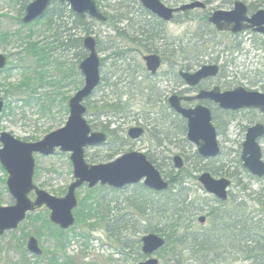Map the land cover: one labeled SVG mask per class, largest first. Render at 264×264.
<instances>
[{
    "label": "rangeland",
    "instance_id": "1",
    "mask_svg": "<svg viewBox=\"0 0 264 264\" xmlns=\"http://www.w3.org/2000/svg\"><path fill=\"white\" fill-rule=\"evenodd\" d=\"M24 1L0 0V55L7 59V67L0 74V99L4 100V110L0 114V134L8 132L21 141L34 143L65 127L70 112L69 100L84 85L83 76L80 74L78 77L75 73L76 69L79 71V65L83 60L79 61L77 59L76 54L78 52L74 48L70 51H63L57 44H54L55 30L48 27L47 18L43 17L38 23L24 24L22 19L30 2L26 0L24 4ZM133 1L135 0H97L101 12L108 16L115 14L117 11L126 12L125 10L127 9L122 8V3ZM162 1L167 6L174 8L183 4H174L168 0ZM198 1L203 2V0ZM187 2L189 3L190 1ZM254 2L257 3L256 0L245 1L248 5ZM24 5L25 8L23 7ZM51 8H54V15L62 14L64 16L63 20L70 24L69 27L72 26L76 15L68 4L54 2ZM231 8L232 6L221 8L219 2H216L209 6L205 14L192 13H197L194 16L195 20L191 18L182 20L181 16H179L177 20L166 25L169 41L181 42L180 44H184L186 49L194 45L196 50L195 54H186L188 62L182 60L181 57L179 59L176 57L168 58L167 61L169 62L164 63L159 72V78L153 82L148 79L144 71L145 62L143 56L146 55V52L142 50L138 53H132L130 57L134 59L132 64L138 70L136 78L131 85H129V82L125 85H119L118 79L120 75L112 77L111 73L120 70L122 66L120 60L116 61V67L111 65L113 60L109 59L106 62V66L102 68L101 73L102 76L105 74L108 76L109 83H117L115 95L112 93V89H108L104 85L93 95L90 101L95 104L104 97L107 100H114L120 97L122 102L127 105V109L124 111L123 116L117 118V122L114 121L110 125V130H119L120 134L117 137L114 136V139H110L112 141L109 144L86 148L85 157L88 164L97 165L110 162L108 160V156L111 154L110 150L114 148L116 143L121 142L122 138H127V132L131 127L136 125L146 127L147 118L153 116V112L150 113L149 106L146 103L147 95L149 94L148 89L153 83L154 85L156 84L157 92L162 94L163 102L169 96L166 81L170 70L174 69L177 73L182 66L187 63L190 64V61L194 60L197 55L203 56L200 57L198 63L194 66L192 65L193 71L206 64H217L222 68V74L217 78L206 81L205 86L210 88L219 86L223 91L244 87L247 90L264 93L263 35H256L247 31L236 38L226 34L219 35L216 38L207 37L209 44L206 47H202L196 40V34L203 32L202 26L205 25L203 22L205 23L206 14L208 15L220 9L230 10ZM262 8L264 9V7ZM129 16L134 18V14ZM87 21H92V23H89L90 35L100 42L99 56L101 60L110 56L112 59V56H114L113 52L119 53L133 49L128 41L117 37L110 26L97 20H90V18ZM79 35L82 38L87 36L83 31ZM181 40H183V43ZM34 44L37 45V49L46 50L51 56L49 62L42 65V67L41 65L38 66V57L29 51V47ZM171 49L174 48L171 47ZM175 62L177 63L176 65ZM27 78L29 85L25 83ZM23 84H25L24 87ZM206 105L210 107L213 116L217 117V122L221 125V129H218L214 119L219 145L222 150L218 158L198 164L195 160L197 148L194 144L187 141L185 135H180L169 143L164 142L163 148H160V144L151 138L150 127L141 140H130L122 151L123 154L140 152L151 155L156 162L162 164L161 171H164V174L173 168L172 160L170 162L168 158H172L177 154L181 155L190 174L188 175V184L194 198L200 201L210 199L209 202L213 206H215L213 197L207 194L198 182V178L205 172L211 173V169L216 168L219 170L225 168L231 173L235 172L241 176L243 183L248 184L253 191H261L264 189V179L253 178L243 167L241 155L248 128L252 127L256 121H264V119L255 111L233 112V115H226L223 111H219L217 105L210 102H207ZM93 113L97 115L94 110ZM111 116L114 117L113 115ZM96 117L89 113L86 114V119L92 130L94 132H102L103 125L107 120L111 121V118L107 119L104 116L97 120ZM160 140L163 139L160 138ZM260 145L264 156V139L260 142ZM1 148L2 144L0 143ZM120 155L115 156L114 159ZM70 156V153L59 151L50 157L35 154L34 184L39 189L55 197H64L69 186L74 181ZM239 161H241V165ZM214 177L216 179L228 178ZM7 178L8 175L0 165V196L2 199L0 206H11L15 203L7 190ZM88 190L87 186L79 189L77 191L78 200L85 198ZM131 193H133L132 189H126L123 193H117L109 199L117 197L116 199L123 200L122 205L125 206V197ZM230 194H233L232 199L241 197L242 200V196L247 198V213L255 216L256 221L264 219V208L257 202L252 201L253 198L248 197L249 193L240 192L235 187L234 182L230 189ZM31 198H35L34 194H31ZM36 215H40L41 218L48 215L47 217L49 218L50 211L45 207L39 209L29 215L16 230L0 236V264H122L117 256V250L113 248V242L109 240L108 234L102 226L89 229V225L77 223L66 231L67 236L62 243L64 247H60V243L55 238L50 237L46 230L42 231L41 236L43 238H38L35 235L38 232L37 227H41L42 224L41 222L36 224L30 221L29 218ZM144 235L138 236L142 238ZM30 237H35L38 240L43 252L41 256H36L27 250L26 246ZM159 254L154 257L163 264ZM233 264L248 263L238 260Z\"/></svg>",
    "mask_w": 264,
    "mask_h": 264
},
{
    "label": "water",
    "instance_id": "2",
    "mask_svg": "<svg viewBox=\"0 0 264 264\" xmlns=\"http://www.w3.org/2000/svg\"><path fill=\"white\" fill-rule=\"evenodd\" d=\"M29 1L22 19L26 25L41 19L54 1L69 4L71 10L80 19L88 16L99 22L107 21V18L99 11L96 0ZM140 1L145 9L166 22L171 21L176 13L206 8L201 1L191 2L177 9L166 7L161 0ZM248 13L247 4L243 1H236L233 9L214 12L209 22L219 32H230L236 35L244 31H252L264 36V10H259L252 16ZM83 45L88 52V56L79 66L84 77V85L69 101L70 113L65 127L34 143L21 141L8 132L0 134L2 144L0 165L8 174L7 189L15 202L12 206H0V236L16 230L28 214L44 207L50 211V220L55 226L61 230L70 229L76 223L74 215L78 207L76 193L85 185H88L89 189L102 186L121 190L143 183L146 188L155 192H164L169 189V182L163 178L148 157L140 152H128L105 164L90 165L86 162V148L104 145L107 142V135L103 132H93L86 119L85 102L93 96L101 84V60L94 37H86ZM144 60L147 70L155 75L161 67V58L149 55ZM6 66V57L0 55V74ZM219 72L218 65H204L195 73L181 72L180 76L190 87H196L204 80L217 77ZM184 100L189 103L211 101L224 111L255 109L264 114V93L249 91L244 87L222 92L221 88L216 86L210 91H200L196 96L184 98ZM182 101V98L172 96L169 105L187 121L188 141L197 147L198 154L204 160L217 158L221 154V148L217 130L213 124L212 111L203 104L194 108H184ZM3 109L4 100L0 99V114ZM144 132L141 127H133L128 131V137L133 141H138ZM263 137L264 125L257 124L250 127L247 130L241 156L244 168L258 178H264L263 152L259 144V140ZM58 149L62 153L71 154L74 177L66 195L61 198L39 189L34 184L35 154L50 157L55 155ZM173 165L176 170L184 169L183 158L176 155L173 158ZM199 183L208 194L219 201L228 200V191L232 185L230 180L216 179L210 173H203L199 177ZM32 193L35 194L34 200L31 198ZM199 222L205 224L206 217H201ZM165 245L166 240L156 234H148L142 238V252L146 256L155 255ZM27 250L36 256H41L43 253L35 237L29 238ZM140 264H159V260L150 258Z\"/></svg>",
    "mask_w": 264,
    "mask_h": 264
},
{
    "label": "trees",
    "instance_id": "3",
    "mask_svg": "<svg viewBox=\"0 0 264 264\" xmlns=\"http://www.w3.org/2000/svg\"><path fill=\"white\" fill-rule=\"evenodd\" d=\"M168 1L178 4L195 0ZM236 1L238 0H203L208 6L219 2L221 8L232 6ZM256 1L257 3L254 2L249 5L251 11L264 7V0ZM25 3L26 0L24 1ZM23 7L25 8V5ZM122 8L124 7L122 6ZM53 9H48L45 18H47L48 27L55 30L54 44H57L63 51H70L74 48L78 52L76 54L77 59L79 61L81 59L84 60L87 52L83 45V38L79 34L83 31L89 36V23H92V21L89 22L87 19L81 20L77 16H74L75 20L72 26L69 27L70 24L63 20L64 16L62 14L54 15ZM125 13L117 11L110 16L103 13L108 19L107 24L114 29L117 37L128 41L133 49L142 50L147 53H159L165 60L171 57L178 59L181 57L182 59L181 46L178 45L180 43L176 44L174 40L169 41L167 34L150 31L134 34L131 30L119 28L118 25L121 24L122 20L128 19L124 15ZM187 13V15L192 14L191 12ZM208 15L204 19L205 23L203 22L205 24L202 26L203 32L196 34V40L202 47H206L209 44L207 37L216 38L222 35L209 23ZM38 22L36 21V23ZM97 43L98 50L100 51L99 40ZM170 45L174 49H165L170 48ZM29 49L31 53L38 57V66L41 65L42 67V65L47 64L49 59H51L50 54L46 50L37 49L36 44L31 45ZM187 50L186 54H195L196 46H189ZM121 53L113 52L114 56H112V59L110 56L102 60V68L106 66L105 64L109 59L113 60L111 65L116 67V61L120 59ZM202 56L197 55L185 67L188 70H192V65L194 66L198 63ZM181 69H184V66ZM221 70L222 68L220 67V75L222 74ZM75 73L78 77L81 74L78 69H76ZM111 74L112 76L115 75L114 77L119 76V71H114ZM107 77L106 74L102 76L101 86L106 85L108 89H112V93L114 94L117 90V85L114 82L110 84ZM177 80L181 82L180 78H177ZM27 81L28 78L25 83L29 85ZM101 86L99 89H101ZM155 89H157L156 84L148 89L149 94L146 101L150 113L153 112V116L147 118V128L149 129L150 127L151 138L157 142L162 138V141L167 143L177 139L180 135L186 136L187 125L185 120L181 119L174 112L169 111L166 104L162 102L160 104L155 95ZM86 107L89 114L97 116V120H100L104 116L107 119L111 118V121L107 120L105 122L102 129V132L108 134L109 144L112 141L110 139H114V136L117 137L120 134L119 130H110V125L114 121L117 122V118L123 116L127 105L122 102L120 97L114 100H107L104 97L95 104L88 100ZM93 110L97 115L93 113ZM219 111L222 110L219 109ZM167 112L173 114L171 127L167 122L168 116H165ZM224 114L233 115L234 113L224 112ZM214 119L216 120L218 129H221L216 116ZM176 122H180L181 124H176ZM127 145V138H122L121 142L116 143L114 148L110 150L111 154L108 156V160L111 161L115 156L123 154L122 151ZM147 156L161 171L162 164L156 162L151 155ZM195 160L198 164L204 162L198 153H195ZM239 164L241 165V161H239ZM210 171L214 176L232 179L235 187L240 192L249 193L248 197H252V201L257 202L264 208V189L259 192L253 191L248 184L243 183L240 175L235 172L231 173L225 168L219 170L215 168ZM161 173L169 182V189L162 193L149 190L142 184L128 187L124 190H114L101 186L88 190V194L85 198L79 200L78 208L75 210V216L77 217L76 224L89 225V229L102 226L107 232L109 240L113 242V248L117 250V256L122 264H139L142 260L146 259L142 253L141 238L139 237L141 234H157L166 239V246L159 254L163 260V264H233L238 260L245 261L248 264H264V219L256 221L255 216L247 213V198L242 196V200L241 197L232 199L233 194H230V200L225 203H221L213 198L215 202V206H213L209 202L210 199L200 201L194 198L188 184V175L190 174L188 173L187 166L183 170L177 171L173 167L169 172H165L166 174H164V171H161ZM126 189H132L133 193L125 197V206L122 205L123 200L116 199L117 197L109 199L117 193H123ZM1 204L2 199L0 196ZM47 214L49 213L47 212ZM202 215H206L208 218V222L205 225L198 224V218ZM47 216L44 218H41L40 215L30 216V221L36 224L41 222L42 224L41 227H37L38 232L35 235L38 238H43L41 236L42 231L46 230L50 237L55 238L60 243V247H64L62 243L67 236L66 231H62L54 226L50 221V217L48 218Z\"/></svg>",
    "mask_w": 264,
    "mask_h": 264
},
{
    "label": "flooded vegetation",
    "instance_id": "4",
    "mask_svg": "<svg viewBox=\"0 0 264 264\" xmlns=\"http://www.w3.org/2000/svg\"><path fill=\"white\" fill-rule=\"evenodd\" d=\"M161 2L162 3H164L162 0H161ZM97 4H98V2H97ZM99 5V4H98ZM164 5L166 6V7H169V6H167L165 3H164ZM122 6L124 7V8H127V10H125L126 11V13L124 14L125 16H126V18H128V19H123L122 20V22H121V24L120 25H118L119 26V28H122V29H127V30H131V31H133V33L135 34V33H147L148 31H150V32H160V33H162V34H167V28H166V25H168V24H171L174 20H177L178 19V17L179 16H181V19L182 20H186V19H188V18H191V19H194V16L197 14H190V15H187L188 13L187 12H185V13H179V14H177L176 16H175V18L173 19V20H171L170 22H166V21H164V20H162V19H160L159 17H157V16H155L153 13H151L150 11H148L147 9H145L144 8V6H143V4L141 3V1L140 0H138V1H133V2H123L122 3ZM178 6H176L175 8H177ZM129 8V9H128ZM169 8H173V7H169ZM208 8H209V6L207 5V8H205V9H198V10H195V11H192L191 13H194V12H199V13H206L207 11H208ZM248 9H249V13H248V15L249 16H252L253 14H255V13H257L259 10H262L263 8H260V9H258V10H256V11H251L250 10V8H249V6H248ZM130 14H134V18H132L131 16H129ZM206 16H207V14H206ZM211 16V13L208 15V19H209V17ZM195 20V19H194ZM106 25H108L107 24V22L105 23ZM108 26H110V25H108ZM123 26V27H122ZM125 26V27H124ZM111 27V26H110ZM112 28V27H111ZM113 29V28H112ZM114 30V29H113ZM251 33H253V32H251ZM222 34H226V35H229V36H233V37H237V36H242L243 34H245V33H240V34H238V35H232L230 32H224V33H222ZM254 34V33H253ZM257 35V34H256ZM238 37V38H239ZM182 41V43H183V40H181ZM177 43H181V42H176V44ZM170 44V43H169ZM181 47H180V51H181V53H182V60H186V62H188V59L185 57V54L187 53V49H186V47L184 46V44H179ZM171 46L172 45H170V48L168 47V48H165V49H171ZM164 49V50H165ZM138 52H140L139 50H137V49H130V50H128V51H123L121 54H120V63H122V66L120 67V70H118L119 71V74L118 75H120V77H119V79H118V84L120 85H125V84H127V82H129V85H131V83H133V80L136 78V75H137V73H138V70L136 69V67L135 66H133V60L134 59H131L130 57H131V54L132 53H138ZM145 52V51H144ZM148 55H156V56H159L160 58H161V61H162V66L164 65V63L165 62H169V61H167V60H165L164 59V57H162V55H160V54H156V53H147L146 52V55L145 56H143V60H144V58L146 57V56H148ZM118 60V61H119ZM144 62H145V60H144ZM187 65V64H186ZM162 68V67H161ZM161 68L159 69V71L155 74V75H152L151 73H149V71L147 70V67H146V63H145V67H144V71H145V73H146V76L148 77V79L149 80H151V82H153V81H155L157 78H159V72H160V70H161ZM183 71H187V72H195V71H193V70H188L185 66H184V69H180V70H178V72L176 73V71L174 70V69H171L170 70V72H169V74H168V79H167V85H168V98H166L163 102H162V100H163V97H162V94L161 93H158L157 92V89H155L154 90V92H155V95H156V97H157V99L160 101V104H162V103H164V104H166L167 106H168V109H169V111H171V112H174L173 111V109L171 108V106L169 105V100H170V98L172 97V96H178V97H180V98H182L183 99V101H182V106L184 107V108H194V107H196L198 104H201L200 102H192V103H189V102H186L185 100H184V98H188V97H192V96H196L200 91H203V90H206V91H209V90H211L213 87H215V86H213L212 88H210V87H207V86H205L204 84H205V82L204 83H202V84H200L199 86H197V87H190V86H188V84L181 78V76H180V73L181 72H183ZM115 76V75H114ZM114 76H112L113 78H114ZM177 78H180L181 79V82H178V80H177ZM113 83V82H112ZM111 84V83H110ZM114 84H116L117 85V83H114ZM153 85H154V83H153ZM167 96V95H166ZM158 101V102H159ZM162 102V103H161ZM208 102V101H207ZM206 102V103H207ZM211 103V102H210ZM212 104H214V103H212ZM209 107V106H208ZM210 108V107H209ZM211 110V109H210ZM212 111V110H211ZM251 111H255V112H257L260 116H261V118H263L264 119V114H262L260 111H258V110H254V109H252V110H241V111H235V112H239V113H241V112H251ZM171 112H167V114H165V116L167 117L168 116V124L170 125V127H171V125H172V116H173V114H171ZM175 113V112H174ZM176 115H178L177 113H175ZM159 116H161V114H159ZM178 116H180V115H178ZM162 118V117H161ZM181 118V117H180ZM182 119V118H181ZM186 122V121H185ZM160 124H161V122H160ZM159 124V125H160ZM176 124H181L180 122L178 123V122H176ZM257 124H262V125H264V121H260V120H258V121H256L255 122V124L254 125H257ZM186 125H187V122H186ZM253 125V126H254ZM134 127H141V128H143L144 129V135L142 136V138L146 135V133H147V131H148V128H147V126L145 127V126H142V125H136V126H134ZM132 128V127H131ZM130 128V129H131ZM129 129V130H130ZM249 129V128H248ZM128 130V131H129ZM104 134H106L105 132H104ZM107 135V137H108V134H106ZM141 138V139H142ZM140 139V140H141ZM264 139V137L262 138V139H260L259 140V143L262 141ZM131 139H129L128 138V132H127V143H129V141H130ZM131 141H133V140H131ZM139 141V140H138ZM161 141V142H160ZM165 141H162V140H159L158 141V143L160 144V148H163V143H164ZM169 143V142H168ZM165 150V149H164ZM128 153V152H127ZM124 154H126V153H124ZM124 154H122V155H124ZM177 155H179V154H177ZM176 156V155H175ZM179 156H181V155H179ZM182 157V156H181ZM183 158V157H182ZM169 159V161L171 162V160H172V164H173V157L172 158H168ZM183 160H184V158H183ZM184 163H185V160H184ZM185 165H186V163H185ZM214 199H216V198H214ZM217 200V199H216ZM230 200V192H228V200L227 201H229ZM217 201H219V200H217ZM226 201V202H227ZM220 202V201H219ZM223 203H225V202H223ZM201 217H206V222H205V224L208 222V218H207V216L206 215H202V216H200L199 218H198V224L199 225H202L200 222H199V219L201 218ZM205 224H203V225H205Z\"/></svg>",
    "mask_w": 264,
    "mask_h": 264
},
{
    "label": "bare ground",
    "instance_id": "5",
    "mask_svg": "<svg viewBox=\"0 0 264 264\" xmlns=\"http://www.w3.org/2000/svg\"><path fill=\"white\" fill-rule=\"evenodd\" d=\"M175 18V17H174Z\"/></svg>",
    "mask_w": 264,
    "mask_h": 264
}]
</instances>
